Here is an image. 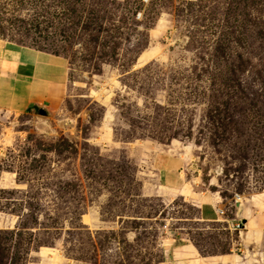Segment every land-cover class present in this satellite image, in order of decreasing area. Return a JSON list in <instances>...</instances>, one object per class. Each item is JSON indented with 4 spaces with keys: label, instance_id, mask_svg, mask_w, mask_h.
Listing matches in <instances>:
<instances>
[{
    "label": "rangeland",
    "instance_id": "obj_1",
    "mask_svg": "<svg viewBox=\"0 0 264 264\" xmlns=\"http://www.w3.org/2000/svg\"><path fill=\"white\" fill-rule=\"evenodd\" d=\"M0 40L70 68L47 115L0 108V264H168L182 240L264 264L231 221L264 219V0H0Z\"/></svg>",
    "mask_w": 264,
    "mask_h": 264
},
{
    "label": "crops",
    "instance_id": "obj_2",
    "mask_svg": "<svg viewBox=\"0 0 264 264\" xmlns=\"http://www.w3.org/2000/svg\"><path fill=\"white\" fill-rule=\"evenodd\" d=\"M69 69L64 57L0 40V108L21 113L53 106L67 93ZM183 167L184 162L169 155H162L157 165L159 171L178 176V179H182ZM222 203L216 195L204 192L199 202L200 220L208 223L222 221L224 216L217 214ZM236 220L246 222V227L256 226L264 230L263 217L249 214L242 205L240 209L236 206L231 221ZM169 255L168 264H247L244 260H237L234 254L206 256L194 243L183 240L170 247Z\"/></svg>",
    "mask_w": 264,
    "mask_h": 264
},
{
    "label": "built area",
    "instance_id": "obj_3",
    "mask_svg": "<svg viewBox=\"0 0 264 264\" xmlns=\"http://www.w3.org/2000/svg\"><path fill=\"white\" fill-rule=\"evenodd\" d=\"M238 196V195H237ZM217 214L219 215V216H221V215H224V210L222 209V208H217ZM235 230H240L241 229V223H236V225H235V228H234Z\"/></svg>",
    "mask_w": 264,
    "mask_h": 264
},
{
    "label": "water",
    "instance_id": "obj_4",
    "mask_svg": "<svg viewBox=\"0 0 264 264\" xmlns=\"http://www.w3.org/2000/svg\"><path fill=\"white\" fill-rule=\"evenodd\" d=\"M38 113L41 114V115H47L48 114V111L44 108H39L38 109Z\"/></svg>",
    "mask_w": 264,
    "mask_h": 264
},
{
    "label": "bare ground",
    "instance_id": "obj_5",
    "mask_svg": "<svg viewBox=\"0 0 264 264\" xmlns=\"http://www.w3.org/2000/svg\"><path fill=\"white\" fill-rule=\"evenodd\" d=\"M238 198H239V200H241L242 198H240L239 196H238Z\"/></svg>",
    "mask_w": 264,
    "mask_h": 264
},
{
    "label": "trees",
    "instance_id": "obj_6",
    "mask_svg": "<svg viewBox=\"0 0 264 264\" xmlns=\"http://www.w3.org/2000/svg\"><path fill=\"white\" fill-rule=\"evenodd\" d=\"M17 190H20V189H17Z\"/></svg>",
    "mask_w": 264,
    "mask_h": 264
}]
</instances>
